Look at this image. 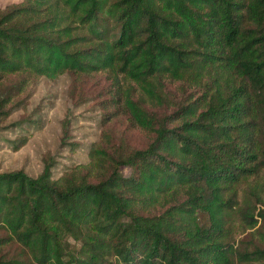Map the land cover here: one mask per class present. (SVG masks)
<instances>
[{"label":"trees","instance_id":"1","mask_svg":"<svg viewBox=\"0 0 264 264\" xmlns=\"http://www.w3.org/2000/svg\"><path fill=\"white\" fill-rule=\"evenodd\" d=\"M62 75L124 130L59 177L51 154L37 176L0 173V264H264V0L0 8V86L16 84L0 132L17 96Z\"/></svg>","mask_w":264,"mask_h":264},{"label":"rangeland","instance_id":"2","mask_svg":"<svg viewBox=\"0 0 264 264\" xmlns=\"http://www.w3.org/2000/svg\"><path fill=\"white\" fill-rule=\"evenodd\" d=\"M23 1L0 0V8ZM14 79L0 86V100L16 85ZM86 85L84 92L93 99L104 82L90 80ZM73 86V78L69 75L56 80L40 78L24 94L16 97L17 107L2 123L0 132V173L23 170L37 176L43 169V158L51 154L56 157L55 175L59 177L67 168L89 162L90 147L101 140L106 128L117 135L124 130L119 122L102 126L105 111L97 102L85 101L84 97L73 93ZM64 137L77 145L75 150L67 144L62 148ZM23 138L26 144L15 150L14 142ZM10 251L15 255L21 253L18 245Z\"/></svg>","mask_w":264,"mask_h":264}]
</instances>
